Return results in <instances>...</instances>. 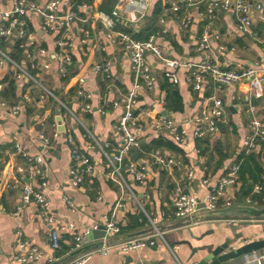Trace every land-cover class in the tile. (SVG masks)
<instances>
[{
	"label": "crops",
	"instance_id": "1",
	"mask_svg": "<svg viewBox=\"0 0 264 264\" xmlns=\"http://www.w3.org/2000/svg\"><path fill=\"white\" fill-rule=\"evenodd\" d=\"M46 3L48 0H37ZM78 4L74 8L79 20L71 31L64 34L71 43L72 61L68 64L69 77L63 79L58 73V63L53 52L55 40L63 36L46 34L41 30V18L37 14L27 17L29 31L36 35L37 45L48 49L51 64L49 70H31L30 73L39 84L51 90L61 101L66 103L77 115L81 124L69 119L76 145L80 147L93 161L95 171L87 177L86 182L79 188L71 184V169L74 167L72 147L67 143L63 123L59 122V105L53 99H43L40 87L34 83L21 82L15 79L10 69L1 71V97L10 104H20L22 109L17 116L8 109L0 106V264H23L17 261L22 255L20 244L26 242L27 248H35L41 257L26 264H49L50 258L60 261L70 255L75 235H81L87 228L96 225L104 226L105 216L110 215L121 195L120 188L110 182L106 175L108 164L99 148H89L93 140L86 137L89 131L110 154L115 153L121 144L117 132V124L122 113L114 107V102L127 94L133 87L134 75L131 69L129 53L123 43H115L107 39L108 30L99 22L92 19L95 13L111 14L117 0H68ZM179 0H152L144 19L135 24H126L118 20L116 31L126 33L134 39L145 41L161 29L160 20L164 8L170 7ZM251 4L252 27L251 34L239 30L238 18L234 10L221 12L210 23L207 16L196 14L193 10L180 11L166 17L167 32L157 37V44L162 51L172 59L180 60L183 64L194 63L210 57L226 70H243L248 67H264V21L255 12V6L264 0H247ZM67 5L66 3L63 6ZM68 6V5H67ZM85 6V7H84ZM191 21L186 25V17ZM206 33L210 37V49L201 53L198 50L200 38ZM1 47L11 52L21 64L29 66L25 54L17 47L10 49L8 42L0 40ZM226 46L227 51L221 52L219 47ZM18 51L20 53H18ZM148 59L152 64L155 85L151 91L144 90L140 94L137 115L143 123L151 118L168 112L187 130L188 139L183 144L175 143L169 136L156 135L149 129H144L140 135L143 152L133 154V159L141 164L150 166V178L145 184L134 181L127 166L123 175L132 191L137 195L139 203L126 201L117 211L118 225L125 231L120 235L104 240L90 241L84 248L92 249L84 256V264H178L169 246H179L176 256L179 262L185 264L191 255V247L184 242L190 240L189 231L195 236L206 235L205 240L216 239L218 244L230 242L234 248L264 238V197L259 198L257 205H247L244 201L252 192L254 185L264 184V150L257 149L247 153L244 147L252 121L257 117L264 122V96L256 98L249 86L242 82L219 88L211 78L206 77L202 90L194 91L191 86L181 82L171 86L165 79L166 67L153 55ZM109 62L111 64V80L97 73L95 67ZM11 71V72H10ZM9 72V73H8ZM187 68L177 70L183 78ZM84 79L80 85L79 80ZM11 82L14 84V96L8 92ZM93 95V112L83 110L82 101L77 97L79 88ZM177 91L182 103L179 111H173L175 105L169 99L171 91ZM30 97V101H26ZM212 99H220L226 107L225 121L220 124V134L215 140H197L193 137L192 120L200 115ZM251 107L256 109L253 114ZM58 133V136L55 134ZM161 138L163 144L159 147L156 142ZM46 139L49 143H46ZM171 142L175 148L166 146ZM30 156L41 155L48 176L47 187L44 190L50 202V212L57 223L46 224L40 215V208L35 203L24 204L20 190L10 188L17 178L21 179L20 188L30 185L39 187L38 178L29 170L20 173L25 168L26 161L17 152L16 145ZM160 150L166 154L178 157L184 162L180 170L173 172L151 166L150 154ZM136 155V157H135ZM252 171L246 179H250V188L245 185L243 177L244 164ZM241 163L239 183L236 189L237 201L232 208H221L210 212L204 203L196 216L185 222L163 221L164 240L153 238L155 244L127 254L122 253L120 245L133 238L153 235L146 224L140 223L143 217L141 207L150 215L157 216L161 212H171L177 197V183L184 190L204 201L207 193L216 186V182L227 175L229 170ZM192 168L194 177L188 178V169ZM261 182L254 183L252 178ZM208 183L205 184L204 181ZM259 180V179H258ZM264 194V193H263ZM99 195L102 199L99 200ZM70 199L75 208L72 210L64 201ZM203 216H208L204 218ZM194 217H201L194 221ZM137 220V221H136ZM67 224H74L76 232L71 233L62 229ZM57 229L60 235L61 250L55 252L51 247L50 235ZM85 238V237H84ZM104 242V243H103ZM101 245V246H100ZM110 247L109 254H102L101 249ZM264 249L246 255L228 264H256L257 257Z\"/></svg>",
	"mask_w": 264,
	"mask_h": 264
},
{
	"label": "built area",
	"instance_id": "2",
	"mask_svg": "<svg viewBox=\"0 0 264 264\" xmlns=\"http://www.w3.org/2000/svg\"><path fill=\"white\" fill-rule=\"evenodd\" d=\"M67 5L63 6L64 3ZM152 0H117L116 6L111 14L105 12H97L92 17L93 20L99 22L109 32L107 39L113 43L120 41L124 44L129 53L131 69L134 75L132 89L119 100L114 102L115 108H120L122 113L117 124V132L121 139V144L117 147L115 153L110 154L97 140L87 131L86 137L93 140L89 148H99L108 164L109 171L106 178L115 183L121 190L120 198L118 199L114 211L105 216V237L104 242H108V238L118 236L122 233V226L117 222V211L120 210L126 201H134L139 203L137 195L132 191L126 181L123 170L127 166V171L139 184H145L150 178V166L141 164L133 159V154L143 152L140 142V135L144 129L151 130L156 135L169 136L175 143L183 144L188 139L187 130L182 124H179L176 119L169 115H158L151 118L147 123H143L139 115H137L138 103L140 94L144 90L151 91L155 85L152 64L148 59V55H153L157 60L165 65V79L171 86H178L183 81L192 87L194 91H200L203 88L206 77L219 87L231 86L237 83H246L249 90L256 98L264 96V67H248L243 70H226L222 69L219 64L214 62L210 57L199 62L183 64L180 60L169 58L162 48L157 44V37L162 33H166L167 24L166 17L171 14H177L182 10L186 12L193 10L196 14L207 16L210 23L216 19L221 12L234 10L237 18L239 30L243 33L251 34L252 19H251V4L247 0H179L173 3L170 7H165L163 10V18L160 20L161 29L150 35L147 40L140 41L134 39L126 33L117 32L116 25L118 20H124L126 24H135L145 18ZM80 7L77 3H69L68 0H48L46 3L38 2L37 0H0V40L8 42L10 49H17L25 54V60L30 62L29 66L18 62L7 49L0 47V72H5V69H10L14 72L16 80L26 83H34L38 85L42 91L43 99H53L59 105V116L63 123L64 134L66 135L67 143L72 147L74 167L71 169V184L75 188L82 186L89 175L95 171L94 161L76 145L73 136V130L69 124V119L75 120L81 124L77 115L70 107L61 101L51 90L39 84L37 79L30 73L31 70H49L51 64L48 61L50 52L48 49L37 45L36 35L29 31L27 17L30 14H37L41 18V30L46 34H58L63 32L62 37L55 40L54 55L58 63V73L63 79L69 77L68 64L72 61L71 43L64 36L65 33L71 31L74 24L79 20L78 14L74 8ZM85 7V6H84ZM255 12L260 15L264 21V3L255 6ZM191 21V16L186 17V25ZM264 44V39L261 40ZM210 49V37L204 33L200 38L198 50L203 53ZM221 52L227 51L226 46L219 47ZM181 67L187 68V72L180 79L177 70ZM10 71V72H11ZM95 71L104 75L106 80L110 81L111 64L109 62L97 65ZM9 73V72H8ZM85 80L80 79V85L84 84ZM2 89V86H1ZM0 89V91H1ZM77 97L82 101L83 110L86 113L93 112V95L86 92L81 87L77 91ZM30 101V97L25 98ZM0 106L8 109L9 112L17 116L22 106L20 104L12 105L7 100L1 97ZM253 114H256V109L251 107ZM226 107L222 100L212 99L206 106V109L192 120L193 137L197 140H215L220 134V124L225 121ZM58 136V133L55 134ZM49 143V140H45ZM244 147L247 153H252L259 148L264 150V122L257 117L252 121L249 127V133L245 139ZM17 152L24 157L26 167L20 168L19 172L25 170L31 171L39 180V187L34 189L30 185H25L20 188L21 179L17 178L10 188L20 190L22 201L24 204L35 203L40 208L41 219L46 223L53 225L57 223L55 217L50 212V202L45 194V189L48 183L44 160L41 155L30 156L23 152L22 147L16 145ZM151 166L173 172L175 168L179 170L183 168L184 162L176 156L166 154L160 150H155L150 154ZM0 167H1V151H0ZM241 163L234 165L226 176L220 178L216 182V186L210 190L204 201L199 200L191 193L177 183V197L171 212H161L160 215L152 216L143 207V217L140 218V223L150 227V233L144 237L133 238L125 241L120 245L122 253H129L141 248L153 246L155 244L153 238L164 240V230L161 226L163 221L169 222H184L193 216H196L201 204L204 203L210 212H217L222 207L232 208L237 201L236 189L239 183V173ZM194 177L192 168L188 169V178ZM208 183L207 180L204 181ZM264 193V184L254 185L252 192L245 198V203L249 206L257 205L259 198ZM102 197L99 195V200ZM65 203L73 210L74 203L64 198ZM140 205V203H139ZM99 228L96 225L93 228H87L83 234L75 235L71 246L70 256L81 251L84 248L83 239L88 237L92 230ZM62 229H66L71 233L76 232L74 224H67ZM51 247L55 252L61 250L60 235L57 229L53 230L51 235ZM22 255L16 259L23 264L29 261L38 260L41 257L35 248H27V243L20 244ZM170 251L179 262L176 251L179 246H169ZM102 254L110 253V247L101 249ZM60 259L50 258L49 264H61ZM84 257H80L71 261L68 264H84ZM256 264H264V252L256 258ZM125 264V263H123Z\"/></svg>",
	"mask_w": 264,
	"mask_h": 264
},
{
	"label": "water",
	"instance_id": "3",
	"mask_svg": "<svg viewBox=\"0 0 264 264\" xmlns=\"http://www.w3.org/2000/svg\"><path fill=\"white\" fill-rule=\"evenodd\" d=\"M1 79H2V74H0V81ZM0 89H1V85H0ZM57 114H59V112ZM163 115H168V112H164ZM59 122H61V117H59ZM258 213L262 215L264 214V210ZM203 217L206 218L208 216H203ZM200 219L201 217L193 218L194 221H199ZM150 231L151 230L141 232L135 235L137 236L143 235ZM189 234H190V240H187L184 243L185 245H188L192 249H191V255L188 258V260L185 262V264H228L231 261H235L246 255H250L264 249V238L262 240H256L250 243H246L245 245L240 246L238 248H234V246L230 242L218 244L216 239L206 241L205 240L206 235H201L197 237L192 233V231H189ZM105 235H106L105 227L99 226L97 230H92L90 235L83 239L82 243L86 244L90 241L103 240ZM106 243L108 245V242ZM91 250L92 249L83 248L81 251L69 256L61 264H68L71 261H74L75 259L84 257L90 252H92Z\"/></svg>",
	"mask_w": 264,
	"mask_h": 264
},
{
	"label": "trees",
	"instance_id": "4",
	"mask_svg": "<svg viewBox=\"0 0 264 264\" xmlns=\"http://www.w3.org/2000/svg\"><path fill=\"white\" fill-rule=\"evenodd\" d=\"M18 53H20V52L18 51ZM8 92L11 93L14 96V84L12 82L10 84V88H9ZM169 99H172L173 102L175 103V105L172 107V110L173 111H179L181 109L180 106H182V103H181V100H180V97H179V93L176 90L175 91H171L170 94H169ZM179 104H180V106H179ZM156 144L160 147L163 144V140L161 138H159L158 141L156 142ZM166 146H168L170 148H173V149L175 148V146L171 142L167 143ZM248 162H249V160H247V162L244 164V168H243V177H244V179L243 180H244L245 185L250 188L251 187L250 186V181H251L250 179H251L253 174H252V171H250L249 169H246V171H245V165L247 167L248 166V164H247ZM260 173L261 172H259V175H260ZM247 174H249L250 179L249 178L248 179L245 178ZM260 178H261V175L259 176V178H252V181L254 183L261 182ZM263 197H264V194L262 196H260V199H262ZM123 231H125L124 228H122V232ZM64 261H61L60 263H62Z\"/></svg>",
	"mask_w": 264,
	"mask_h": 264
},
{
	"label": "rangeland",
	"instance_id": "5",
	"mask_svg": "<svg viewBox=\"0 0 264 264\" xmlns=\"http://www.w3.org/2000/svg\"><path fill=\"white\" fill-rule=\"evenodd\" d=\"M2 45L0 44V47H1ZM2 48V47H1Z\"/></svg>",
	"mask_w": 264,
	"mask_h": 264
}]
</instances>
